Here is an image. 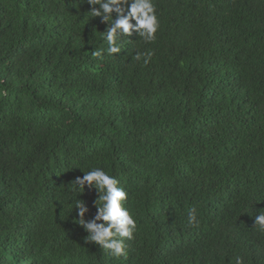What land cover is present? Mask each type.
<instances>
[{
    "label": "trees",
    "instance_id": "trees-1",
    "mask_svg": "<svg viewBox=\"0 0 264 264\" xmlns=\"http://www.w3.org/2000/svg\"><path fill=\"white\" fill-rule=\"evenodd\" d=\"M156 4L154 43L94 57L87 0H0V264H264V0ZM94 167L129 192L127 259L78 224Z\"/></svg>",
    "mask_w": 264,
    "mask_h": 264
},
{
    "label": "clouds",
    "instance_id": "clouds-1",
    "mask_svg": "<svg viewBox=\"0 0 264 264\" xmlns=\"http://www.w3.org/2000/svg\"><path fill=\"white\" fill-rule=\"evenodd\" d=\"M87 3L91 5L93 16H99L102 22L107 23L101 36L106 47L94 50V57H101L104 53L109 56L120 53L121 38H131L133 34L145 44L156 41L161 27L156 0H87ZM154 55L152 49L143 52L137 50L134 58L137 61L142 59L147 65ZM73 181L72 192L84 193L87 187L89 190L95 189L99 197L93 201L96 212L90 219H85V214L90 210L86 202L77 198L74 203L78 224L87 233L85 240L95 243L115 258L127 259L128 242L135 240L137 232V220L126 206L129 198L127 189L103 167L83 171V175ZM188 223L191 226L200 223L195 208L188 210ZM254 227L264 233V212L254 216ZM235 264H244V261L237 256Z\"/></svg>",
    "mask_w": 264,
    "mask_h": 264
}]
</instances>
